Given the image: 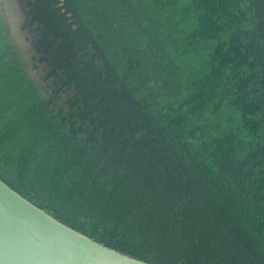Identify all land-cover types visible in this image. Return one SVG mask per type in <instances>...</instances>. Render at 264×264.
I'll return each mask as SVG.
<instances>
[{"label":"trees","instance_id":"16d2710c","mask_svg":"<svg viewBox=\"0 0 264 264\" xmlns=\"http://www.w3.org/2000/svg\"><path fill=\"white\" fill-rule=\"evenodd\" d=\"M28 3L48 54L34 79L0 15V179L150 264H264V0Z\"/></svg>","mask_w":264,"mask_h":264},{"label":"water","instance_id":"95a60500","mask_svg":"<svg viewBox=\"0 0 264 264\" xmlns=\"http://www.w3.org/2000/svg\"><path fill=\"white\" fill-rule=\"evenodd\" d=\"M29 0L5 2L6 15L0 13L18 51L36 44L32 35L36 25L22 30L32 15ZM12 4V5H11ZM31 41L26 40V36ZM42 36V32L39 33ZM16 49V51H17ZM45 54L48 49L44 48ZM34 79L37 72L29 68ZM0 264H150L107 247L64 223L44 208L32 203L0 179Z\"/></svg>","mask_w":264,"mask_h":264},{"label":"flooded vegetation","instance_id":"af4514ba","mask_svg":"<svg viewBox=\"0 0 264 264\" xmlns=\"http://www.w3.org/2000/svg\"><path fill=\"white\" fill-rule=\"evenodd\" d=\"M9 2H11V0H9ZM27 6L31 9V7L29 6V3L27 4ZM9 11H10V9H7V7L5 5V2H0V13L3 14V17H4V14L6 15V13H8ZM35 25H36V31L32 35V38L34 39V43L33 44L38 43L39 40H40V37H41V36H39L40 31L38 30L37 23H32V20L29 21V22L25 21L22 24V26H21L22 30H27L29 27H32V26H35ZM26 40L27 41H31V37L27 35L26 36ZM39 47L40 46H37L36 48L33 47V46H28L27 49H22L21 51H18V49L16 47L17 51L21 52V54L23 56L24 63L28 65V70H29V68H31V65H32V62H33V58H32L33 55H36L39 58L40 55L45 54V52L43 50L46 47H42V48H39ZM45 55H47V54H45ZM40 67H42V65Z\"/></svg>","mask_w":264,"mask_h":264}]
</instances>
